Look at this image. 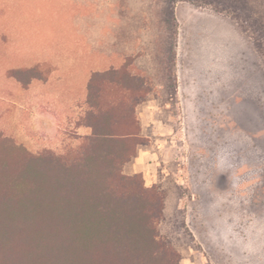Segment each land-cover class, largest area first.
<instances>
[{
    "label": "rangeland",
    "instance_id": "rangeland-1",
    "mask_svg": "<svg viewBox=\"0 0 264 264\" xmlns=\"http://www.w3.org/2000/svg\"><path fill=\"white\" fill-rule=\"evenodd\" d=\"M45 2L54 7L48 12L55 18L40 19L34 26L39 40L32 47L36 54L45 55L49 41L43 38L49 33L54 37V53L48 57L53 64L66 67L64 53L58 50L66 44L62 40L68 27L66 0H34V5L46 8ZM83 3L97 9L84 12L82 17H86L80 19L77 32L99 36L104 60L103 72L95 78L92 74L91 84L100 90L102 103L136 104L140 140L136 156L143 149L140 164L147 168L146 173L137 174L145 187H156L164 197L157 230L177 253V264H264V0ZM184 5L226 17L236 25L241 39L219 23H210L204 33L207 39L198 44L196 33L201 31L183 21V41L176 49L175 8ZM88 22L91 25L85 29ZM25 25L27 33L31 26ZM148 28L151 56L126 59L113 77L107 63L110 59L103 55L110 52L109 41L117 35L133 39ZM4 31L0 29L2 39H10ZM21 44V53L31 51L30 41ZM13 47L14 42L9 41L7 52ZM176 51L181 54L177 65L182 72L177 98ZM79 60L81 68H86L96 59L85 56ZM72 61L74 64L75 59ZM7 63L8 59H0V110L9 108V113H0V157L9 161L16 155L13 150L66 157L79 143L77 134H82V130H75L74 119H67L66 128L47 136H37L29 129L25 137L21 130L15 134V115L8 104L13 95L8 97L3 89L10 84L4 73L15 69V61L11 66ZM64 91L57 89L58 95ZM83 113L84 109L79 120ZM8 117L10 121L5 120ZM134 158L122 167L124 175H134Z\"/></svg>",
    "mask_w": 264,
    "mask_h": 264
},
{
    "label": "trees",
    "instance_id": "trees-1",
    "mask_svg": "<svg viewBox=\"0 0 264 264\" xmlns=\"http://www.w3.org/2000/svg\"><path fill=\"white\" fill-rule=\"evenodd\" d=\"M93 78L77 123L89 134L66 157H0V264L178 263L157 230L162 193L122 172L140 144L136 104L102 103Z\"/></svg>",
    "mask_w": 264,
    "mask_h": 264
},
{
    "label": "crops",
    "instance_id": "crops-1",
    "mask_svg": "<svg viewBox=\"0 0 264 264\" xmlns=\"http://www.w3.org/2000/svg\"><path fill=\"white\" fill-rule=\"evenodd\" d=\"M34 4V0H0V29L2 31L5 29L4 32L10 38L5 36L6 38L2 39L0 35V59H8L9 64L11 61H15V65L12 64L14 66L12 68L15 69L6 70L4 73L10 84L7 87L3 85V89L7 90L8 97L13 95L8 104L13 107L10 112L12 110L15 115V134L21 130V136L25 137V131L29 129L35 131L37 136H47L49 132L55 131L57 133L58 129L66 128L67 119H74L75 130H82V134L77 135L79 137L88 135L89 130L78 127L77 123L81 111L86 109L87 87L90 78L92 74L103 72L104 60L102 59L101 48H99V36L97 39V35L93 32L81 35L77 31L80 19L86 17H82L84 12L90 10L93 13L97 7L86 6L83 0H66V26L68 27L66 28V37L62 39L66 41V44L62 45V49H58L61 50L60 53H64L62 55L66 58V67H64L60 64H53L52 59L48 57L49 54L52 56L54 53L52 43L54 37L49 33L43 38L45 41H49L44 49L45 55L36 54V51L33 50V42L39 40V34L34 26L39 23L40 19L55 18L54 14L48 12L49 8L54 9V7H49L47 4L46 8H39L38 5ZM175 20L178 28L174 34L176 49L181 47L183 41L181 32L183 21L201 31L196 33L198 44L207 39L208 35L204 33L207 32L210 23H219L224 26L225 30L228 29L229 33L231 31L233 35L230 34L233 37L238 40L241 39V33L238 32V28L231 20L210 9L200 10L191 5L176 6ZM88 23L84 24L85 29L91 25L90 22ZM25 24L31 26L27 33L25 32ZM163 35L165 40L167 36L166 34ZM2 36L4 35L2 34ZM9 41L14 42L11 53L6 50ZM21 41L31 42L32 49L29 53L23 54V50L21 53ZM151 41L152 35L149 28L146 33L133 37V39L124 35L121 37L113 36L109 41L110 52L103 53V55L104 58L110 59L107 63L113 72L120 71L128 58L141 54L143 57L145 55L150 57ZM51 50L52 53H50ZM175 55L174 91L177 98L181 90L179 82L182 81V72L177 65L181 54L176 51ZM85 56L96 60H92L91 66L81 68L79 59ZM97 57L100 58L99 62ZM72 58L75 59L74 64ZM95 61L98 63L95 64ZM130 68L127 66L128 71H131ZM147 72H150V69ZM57 89L66 91L62 95H58ZM6 107L2 111L0 110L1 114L9 113V108ZM1 119L3 118L1 117ZM5 120L10 121L11 118L8 117ZM142 152H144L143 149H140L138 156L134 158L136 162L134 165L132 164L134 170L131 171V174L146 173L147 168L140 164V159L143 157L141 156Z\"/></svg>",
    "mask_w": 264,
    "mask_h": 264
}]
</instances>
